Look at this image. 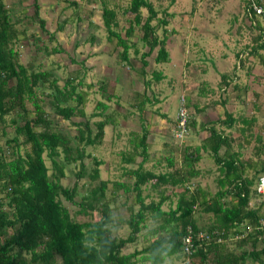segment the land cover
<instances>
[{
  "label": "trees",
  "instance_id": "1",
  "mask_svg": "<svg viewBox=\"0 0 264 264\" xmlns=\"http://www.w3.org/2000/svg\"><path fill=\"white\" fill-rule=\"evenodd\" d=\"M91 1L100 4L105 42L113 44L125 73L133 67L138 70L134 71L138 78L148 76L143 80V90H132V102H127L132 110L122 114L127 118L128 114L143 110L145 103L157 101L152 92L147 95L145 90L163 74L155 66L147 68L148 58L152 55L154 65L167 61L170 45L167 40L174 30L166 27L167 18L158 17L148 0H126L128 5L120 11L108 7L106 0ZM66 2L73 7L77 20L86 18L87 24L94 26L89 20L91 9L80 15L81 4L75 0ZM250 2L264 9V0H246L243 9L248 22L244 26L249 43L244 47L247 57L252 56L264 65V15L252 11L248 18L246 8ZM30 4V17L35 18L48 40H53V34L47 33L43 19L38 16L37 0H31ZM24 18L22 15L20 19ZM119 19L126 23L124 27ZM17 22L16 18L11 20L10 9L0 0V264L172 263L166 262L167 259L177 261L175 264H264V194L257 190L260 174L264 172L261 158L264 137L252 133L255 115L234 117L223 109L222 118L196 123L188 107L196 113L204 107L191 100L186 90L179 97V104L182 98L186 110L181 136H174L181 130L177 127V113L167 121L173 139L178 141L179 160L168 148V153L153 160L150 167H143L148 161L149 131L140 122L137 141L129 140L130 149L118 152L121 180L102 178L99 173L102 161L87 147L97 149L104 126L117 124L116 116L106 109L111 99L118 104V97L106 91L104 77L95 89L99 98H95L92 111L85 115L83 106L89 99L87 91L79 89V85L86 67L80 62V68L69 71L58 85L53 69L42 67L34 56L38 52L48 55L63 49L56 44L50 49L45 45L40 47L35 42L38 38L33 40L32 59L26 63L20 61L17 40L25 38L26 29L16 28ZM122 28L123 36L119 35ZM88 40L94 42L95 36L89 35ZM235 56L236 67H243L239 53ZM128 64L131 66L127 67ZM196 70L205 72L202 67ZM232 76L236 79L235 74ZM229 79L226 73L220 74L219 91L226 88ZM133 80L126 85L135 84L137 79ZM202 85L205 87H198V95L213 92L205 82ZM91 87V83L85 84L88 90ZM232 89L244 91L237 84ZM226 100L224 96L217 102L224 105ZM254 110H258L256 105ZM50 111L69 121L75 132L70 134L68 128L58 126L57 120L49 117ZM94 117L97 119L90 123ZM262 123L260 130L264 131ZM232 128L238 134L232 135ZM190 129L206 130L207 135L198 143L183 142ZM252 141L250 155L243 159V149ZM136 157H140L138 161ZM206 157L215 166L214 173L213 169L199 168V162ZM86 159L89 166L85 165ZM67 165H71L68 172L73 175V181L63 184L60 179L66 174ZM207 174L212 175L213 191L200 183ZM145 186L155 192V198L141 194ZM119 189L124 196L119 203L124 208L121 211L116 202ZM261 196L254 205L250 204L252 198ZM63 201L77 206L76 211L69 212ZM91 213L96 217L91 219ZM197 213L210 214L207 223L198 225ZM122 226L125 233H116ZM198 233L203 236L197 237ZM187 235L190 245L186 249L183 238ZM139 241L141 245L137 247Z\"/></svg>",
  "mask_w": 264,
  "mask_h": 264
},
{
  "label": "rangeland",
  "instance_id": "2",
  "mask_svg": "<svg viewBox=\"0 0 264 264\" xmlns=\"http://www.w3.org/2000/svg\"><path fill=\"white\" fill-rule=\"evenodd\" d=\"M30 1L3 0L10 9L11 20L13 21L15 18L18 20L15 27L26 29L25 38L17 40L19 43L17 47L19 60L26 63L32 59L34 55L33 40L35 38H38L35 42L41 45L40 47L45 45L46 48L50 49L55 44L59 45L63 49L61 52L48 55L38 52L34 56L36 60L40 61L42 67L53 69L58 85L62 84L69 71L80 68L79 63L82 62L86 69L82 70L84 74L79 89L86 90L89 99L83 106L85 115L92 111L95 98H99L95 89L98 81H102L104 77H106V91L113 92L114 98L118 97V104H114L111 99L107 102L108 107L106 109L107 113L112 112V116H116L117 124L113 127L110 124L104 126L103 139L97 149L90 150L87 147V150L102 161L99 165V173L102 178L108 176L111 179L121 180L119 175L121 173L119 165L121 164L119 163L118 152L130 149L129 140L137 141L141 133L140 122H143L149 131L147 136L148 161L143 164V167H150L153 160L168 153V148L172 149L173 157L179 160V148L176 147L178 141L173 139L171 126L167 121L175 118L179 97L186 90L189 92L191 100L204 107V110L198 113L191 106L188 107V113L195 117L196 123L213 120L216 117L222 118L223 109L230 112L234 117L240 114L249 117L253 114L256 117V122L252 133L258 132L264 137V131L260 130L261 124L264 122L262 116L264 112V77L262 76L264 65L260 64L256 58L246 56L247 50H245L244 44L249 43V33L244 26L248 22L243 9L246 0H148L157 10L158 17L167 18L166 27L173 29L174 33L170 34L167 40L170 44L167 47V61L158 62L154 65L152 55L148 58L149 65L147 68L150 69L155 66V69L161 70L163 74L160 80L154 83L152 81L148 89L145 90L147 95L152 92L157 101L154 102L155 104L145 103L143 110L128 114L127 118H123L122 114L131 108L128 107L127 102H132V90H143V80L147 79L148 76L146 74L145 79L138 78L137 73L134 72L138 70H134L130 64L126 66L130 67L131 70L125 73V69L116 57V49L113 48V44L105 42L100 4L91 0H75L81 4L82 12L79 13L80 15L86 13L87 8L92 10L89 20L94 26H89L86 18L80 16V20L76 19L77 15H75L73 7L69 6L66 0H37L38 16L44 21V29L47 33L53 34V40H48L47 34L40 30L35 18L30 17L32 14ZM106 2L108 7H117L118 11L128 5L126 0H106ZM164 9L165 11H163ZM117 13L118 18H121L120 13ZM22 15H25L23 20L20 19ZM119 24L122 27L126 25L121 19H119ZM157 33L160 35V30ZM89 35L95 36L94 42L88 40ZM119 35H124L123 28ZM235 53H239L240 60L244 63L241 68L236 67L238 59ZM200 67L205 69V72L201 73L200 70H196ZM221 73H226L230 77L223 91H219L218 84ZM233 74L236 75V79H233ZM133 77L135 80L137 79L136 83L126 85L132 82ZM202 82H205L213 92L198 95V87L204 86ZM86 83L92 84L90 90L85 88ZM234 84L244 87V91L233 90ZM224 96L227 97V100L224 105H221L217 101ZM211 101L214 104H210ZM254 105L258 107L257 111L254 110ZM159 113L164 115L163 118ZM48 115L57 120L58 126L68 128L70 134L75 132L74 126H71L69 121L52 115L51 111L48 112ZM78 119V117H72V120ZM95 119L97 117L90 118V123ZM238 125L239 123L235 127ZM223 130L228 131V129ZM231 133L236 135L238 131L232 128ZM206 135V130L194 132L193 129H190L189 134L182 141L189 140L192 144L198 143L197 141ZM164 143H167L168 146H165ZM253 143L252 141L249 146L244 147L243 159L250 155V148ZM202 155L205 156L206 153ZM139 158L136 157V161ZM261 158L264 162V154ZM89 162L86 159L85 165L89 166ZM198 166L201 169H211V171L213 169L214 173L215 166L207 157L202 158ZM126 167H134V165H126ZM70 168L71 165L66 166V174L60 179L63 184H70L73 181V175L68 172ZM211 176V174H207L206 177L201 178L200 183L203 186L207 185L213 191L215 187L211 182ZM263 176L264 172L260 174L259 181H263ZM81 182L82 179L78 185ZM110 187V183L107 184V192H109ZM261 187L262 183L257 187V190ZM176 190L180 191V188ZM262 190L264 191V184ZM116 193L118 196L117 206L120 211L124 210L119 205L124 199L122 189L117 190ZM141 194H148L155 198V192L148 189V186L141 188ZM259 198L262 196L252 198L250 204L254 205V201H258ZM75 199L78 200L77 195ZM63 203L71 213L77 208L67 201H63ZM124 212H122L123 215H125ZM208 215L210 214L197 213L195 215L196 223L198 225L207 223ZM94 217H96L95 213L91 215V219ZM79 218L80 214H77L76 219ZM116 233L123 235L125 233L123 226L117 228ZM140 245L141 242L139 241L137 247ZM174 261L167 259L166 262L175 264L177 261Z\"/></svg>",
  "mask_w": 264,
  "mask_h": 264
},
{
  "label": "built area",
  "instance_id": "3",
  "mask_svg": "<svg viewBox=\"0 0 264 264\" xmlns=\"http://www.w3.org/2000/svg\"><path fill=\"white\" fill-rule=\"evenodd\" d=\"M252 11H254V14H262V15H264V9L263 8H261L260 6H257L253 2H250L249 7L246 8V14H247L248 18H250ZM182 102H183V99L181 98L180 99V104H179V107H178V111H177V116H176V118L178 120L177 127L179 129H181V130L174 133V136H176V137L181 136V131L183 132L184 119L186 117V112H185L186 110L183 107V105H182L183 103ZM263 182H264V179H263V181H259L258 186H260V184L262 183V187H263V184H264ZM262 187L258 190V192L261 193V194H264V191L262 190ZM202 236H203L202 233H198V235H197V237H200V238ZM183 242L185 244V248L187 249V247H189V245H190V236L189 235L184 236Z\"/></svg>",
  "mask_w": 264,
  "mask_h": 264
}]
</instances>
